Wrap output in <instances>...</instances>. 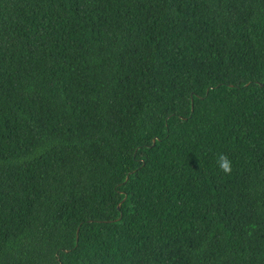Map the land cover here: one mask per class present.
<instances>
[{
    "label": "trees",
    "instance_id": "trees-1",
    "mask_svg": "<svg viewBox=\"0 0 264 264\" xmlns=\"http://www.w3.org/2000/svg\"><path fill=\"white\" fill-rule=\"evenodd\" d=\"M0 264H264V0H0Z\"/></svg>",
    "mask_w": 264,
    "mask_h": 264
},
{
    "label": "clouds",
    "instance_id": "clouds-1",
    "mask_svg": "<svg viewBox=\"0 0 264 264\" xmlns=\"http://www.w3.org/2000/svg\"><path fill=\"white\" fill-rule=\"evenodd\" d=\"M218 167L222 172H224L226 175H230L232 172V162L230 159L224 155L220 154L217 159Z\"/></svg>",
    "mask_w": 264,
    "mask_h": 264
},
{
    "label": "water",
    "instance_id": "water-1",
    "mask_svg": "<svg viewBox=\"0 0 264 264\" xmlns=\"http://www.w3.org/2000/svg\"><path fill=\"white\" fill-rule=\"evenodd\" d=\"M117 207H118V205H117Z\"/></svg>",
    "mask_w": 264,
    "mask_h": 264
}]
</instances>
